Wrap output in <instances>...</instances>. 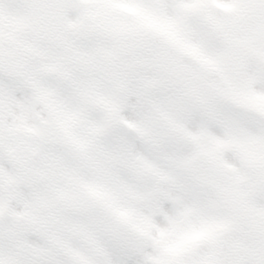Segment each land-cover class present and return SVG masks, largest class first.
<instances>
[{
  "label": "snow or ice",
  "instance_id": "6c2138e0",
  "mask_svg": "<svg viewBox=\"0 0 264 264\" xmlns=\"http://www.w3.org/2000/svg\"><path fill=\"white\" fill-rule=\"evenodd\" d=\"M0 264H264V0H0Z\"/></svg>",
  "mask_w": 264,
  "mask_h": 264
}]
</instances>
